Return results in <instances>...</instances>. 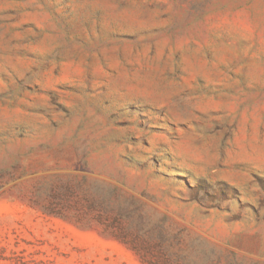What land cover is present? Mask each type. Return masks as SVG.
Masks as SVG:
<instances>
[{
    "label": "rangeland",
    "instance_id": "obj_1",
    "mask_svg": "<svg viewBox=\"0 0 264 264\" xmlns=\"http://www.w3.org/2000/svg\"><path fill=\"white\" fill-rule=\"evenodd\" d=\"M0 264H264V0H0Z\"/></svg>",
    "mask_w": 264,
    "mask_h": 264
}]
</instances>
